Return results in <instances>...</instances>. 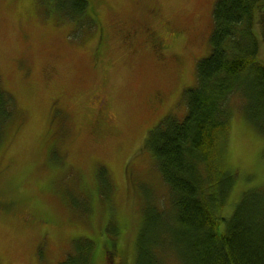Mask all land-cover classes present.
Returning <instances> with one entry per match:
<instances>
[{"label": "rangeland", "instance_id": "374dc122", "mask_svg": "<svg viewBox=\"0 0 264 264\" xmlns=\"http://www.w3.org/2000/svg\"><path fill=\"white\" fill-rule=\"evenodd\" d=\"M108 1L98 7L104 25L160 6L172 28L156 30L171 61L155 62L145 51L128 59L115 49L105 68L92 58L99 31L72 26L53 0H0V85L15 108L0 139V202L15 212L0 213V264H61L88 242L91 264H133L145 203L169 204L149 135L161 117L185 115L182 91L194 86L196 63L209 55L215 0H133L135 7ZM154 19L143 18L153 26ZM50 64L58 71L53 81L43 73ZM158 91L165 97L153 109ZM97 97L108 108L92 130ZM230 101L224 168L235 182L228 205L264 185V135L246 121L241 99ZM28 215L50 222L34 228ZM109 239L115 253L102 259Z\"/></svg>", "mask_w": 264, "mask_h": 264}, {"label": "trees", "instance_id": "16d2710c", "mask_svg": "<svg viewBox=\"0 0 264 264\" xmlns=\"http://www.w3.org/2000/svg\"><path fill=\"white\" fill-rule=\"evenodd\" d=\"M53 1L72 26H92L89 0ZM209 17V55L196 63L194 86L182 91L184 117L167 114L150 131L148 147L169 204L145 203L133 264H264V185L228 205L235 175L224 168L230 100L241 99L246 121L264 135V0H215ZM11 99L0 85V139L14 115ZM92 246L65 255L61 264H91Z\"/></svg>", "mask_w": 264, "mask_h": 264}, {"label": "flooded vegetation", "instance_id": "af4514ba", "mask_svg": "<svg viewBox=\"0 0 264 264\" xmlns=\"http://www.w3.org/2000/svg\"><path fill=\"white\" fill-rule=\"evenodd\" d=\"M89 1L94 8L91 10L89 17V23H91L92 26L88 28L91 29L90 32L93 34L99 31L97 41H95L92 51V58L94 62H96V64H99V62H101L105 66V68H107L110 65L111 55L115 49L123 51L126 55V58L128 59L137 57L140 52L145 51L152 57L155 62L157 61L163 63L167 60L171 61L169 55L170 51H168L170 49L168 47V42L164 41V39L159 36L156 30L157 27L155 25H150L148 24V22H145L143 20L144 16H154L156 18L154 20H157L156 22L159 25L158 30L163 33H165L166 31L167 33V27L172 28V26L168 20L164 21L163 19H160L159 14H161V18H163L161 9H159L160 6L154 5L148 7L142 18L128 19L129 22H122L120 24L111 20L110 24L104 25V23L102 22L104 15L100 14V11H98V7L103 4L106 5V3L109 4L111 2L108 0ZM115 3L117 4L119 3V1H116ZM83 22L86 21L84 20ZM101 27L104 29H102ZM153 28L155 30H153ZM43 73L51 81L58 77L57 68L54 67L53 64H50L47 68H44ZM164 97L165 94L162 91L154 93L152 108L154 109L155 107H158L160 98ZM99 98L101 97H97L96 99H94L97 114L94 121L92 122V130L98 127L99 123L102 122L100 121L102 115L101 113H99V111L108 108L106 104L107 100L105 98H102L99 102H95ZM54 105L55 103H53V106ZM7 205L8 204L6 202L5 204L4 202H0V213H2L3 215L11 214L9 211L10 209ZM28 216H30L31 218L24 217V219L29 225H32L34 228H45L50 222L49 220L46 221L47 218L43 219L33 217L31 215ZM110 253L111 252L108 250L103 254L102 259H105V255Z\"/></svg>", "mask_w": 264, "mask_h": 264}]
</instances>
